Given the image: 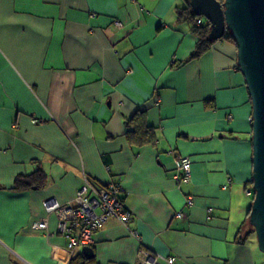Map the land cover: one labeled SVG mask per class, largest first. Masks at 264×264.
Here are the masks:
<instances>
[{
	"label": "crops",
	"instance_id": "crops-1",
	"mask_svg": "<svg viewBox=\"0 0 264 264\" xmlns=\"http://www.w3.org/2000/svg\"><path fill=\"white\" fill-rule=\"evenodd\" d=\"M185 5L0 0V264H62L67 239L44 202H73L85 176L122 182L131 213L94 232L90 264H137L144 254L264 264L248 222L252 102L237 48L219 41L174 66L198 41L178 20ZM139 109L157 130L153 144L125 135L124 118ZM179 157L192 161L187 182L174 179ZM38 168L44 187L13 189ZM45 219L46 230L34 226Z\"/></svg>",
	"mask_w": 264,
	"mask_h": 264
},
{
	"label": "water",
	"instance_id": "water-1",
	"mask_svg": "<svg viewBox=\"0 0 264 264\" xmlns=\"http://www.w3.org/2000/svg\"><path fill=\"white\" fill-rule=\"evenodd\" d=\"M190 5L210 22L212 40L230 31L236 41L239 69L252 102L254 199L249 223L264 253V0H190ZM82 253L88 260L95 257L90 245Z\"/></svg>",
	"mask_w": 264,
	"mask_h": 264
},
{
	"label": "built area",
	"instance_id": "built-area-1",
	"mask_svg": "<svg viewBox=\"0 0 264 264\" xmlns=\"http://www.w3.org/2000/svg\"><path fill=\"white\" fill-rule=\"evenodd\" d=\"M202 19L198 24H202ZM121 26L120 21H116ZM192 161L186 157L177 159V173L174 179L177 183L187 182L191 176ZM122 182H109L106 184L96 183L84 177V183L80 187L76 198L71 203H61L56 199L44 202L48 214H56L58 217V229L67 239L64 252L58 249L57 253L62 256L58 258L62 264H70L78 247L94 243V232L104 226L105 222L113 217L128 224L131 218L130 210L124 203L122 197L125 194ZM187 204H194L193 197L187 198ZM183 217V213H177ZM40 230L48 228V220H41L34 224ZM152 257L144 254L137 264H177L175 256Z\"/></svg>",
	"mask_w": 264,
	"mask_h": 264
},
{
	"label": "trees",
	"instance_id": "trees-1",
	"mask_svg": "<svg viewBox=\"0 0 264 264\" xmlns=\"http://www.w3.org/2000/svg\"><path fill=\"white\" fill-rule=\"evenodd\" d=\"M222 3L224 0H220ZM186 5L184 7L178 8V20L181 22L188 21L192 24V30L197 35L198 41L196 43V47L194 52L190 55V57L185 61H178L174 66L180 67L185 65L188 62L193 60H197L202 58L215 43L221 42H231L236 46V41L233 38L230 31L226 32L224 36L212 40L209 35L211 31V24L204 17L196 15L190 5V0H185ZM202 19V24H198V20ZM210 102H207V106L211 108ZM125 124V135L129 139L131 143L136 146H145L149 144H153L156 141L157 130L154 126H152L148 121V114L146 110L139 109L133 116L124 118ZM47 184V174L46 172L38 168L31 174L19 175L16 177L14 181L13 189L16 191H27L34 188H42ZM251 189L253 191V183L251 181ZM251 203L254 199V191L252 192ZM124 203L125 198L124 195L122 197ZM126 204V203H125ZM251 206V204H250ZM249 213L250 207L248 211V222H249ZM250 225V223H249ZM252 227V226H251ZM252 232H255L252 227ZM95 258V257H94ZM87 260L83 254H78L75 258H72L70 264H90L91 261Z\"/></svg>",
	"mask_w": 264,
	"mask_h": 264
}]
</instances>
